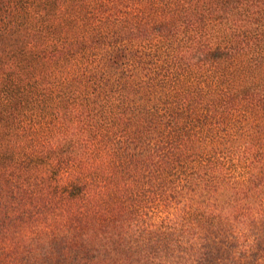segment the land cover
<instances>
[{
  "label": "trees",
  "instance_id": "obj_1",
  "mask_svg": "<svg viewBox=\"0 0 264 264\" xmlns=\"http://www.w3.org/2000/svg\"><path fill=\"white\" fill-rule=\"evenodd\" d=\"M0 264H264V0H0Z\"/></svg>",
  "mask_w": 264,
  "mask_h": 264
}]
</instances>
